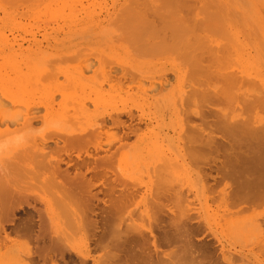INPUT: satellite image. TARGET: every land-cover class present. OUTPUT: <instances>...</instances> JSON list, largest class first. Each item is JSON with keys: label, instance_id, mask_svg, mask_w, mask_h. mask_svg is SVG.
Listing matches in <instances>:
<instances>
[{"label": "bare ground", "instance_id": "1", "mask_svg": "<svg viewBox=\"0 0 264 264\" xmlns=\"http://www.w3.org/2000/svg\"><path fill=\"white\" fill-rule=\"evenodd\" d=\"M7 1L25 7L26 0ZM75 3L77 0H34L22 17L30 15L36 20L43 16L57 24H67L70 19L76 23L80 13ZM43 4L41 14L29 13ZM16 9L7 11L10 21L16 20L12 19ZM193 12L192 0H173L159 9L146 10L137 4L131 16L122 15L121 21L114 22L111 17L109 27L103 28H109L111 38L119 33L127 48L117 61L112 57L118 55L101 52L98 38L90 46L97 52L93 58L82 57V50L71 44L57 47L52 55L46 53L41 59L0 64V144L4 145L0 163V264H39L35 249L43 253L48 264H238L243 260L242 254L238 258L228 254L231 250H226L225 241L218 236L220 260V255H214L217 249L210 238L205 244L199 242L202 246L195 244L193 236L204 227L211 229V220L200 218L198 225H191V204L185 188L176 190L168 180L165 187V180L156 179L155 189L148 188L141 194L148 224L140 223L141 229L135 224L137 219L129 213V207L140 185L134 190L130 185L144 180L135 176L131 184L126 172L133 175L138 168L151 165H156V173L183 168L186 177L194 180L198 196L218 199L219 206L225 208L226 236L237 241L252 238L264 249L263 92L250 95L242 91L254 80L253 74L230 71L229 51L215 49L210 36L197 41L195 31L201 27ZM83 13V22H95V8H85ZM259 20L263 21L261 17ZM257 21L253 17L244 23ZM135 22L138 25L128 26ZM79 27L83 26L70 29ZM55 28L66 29L62 25ZM14 44L0 41V57L7 51L32 58L28 50L15 49ZM112 45H107L108 51ZM244 45L248 49L246 42ZM99 50L107 58L100 57ZM53 57L63 63L51 66ZM87 59L95 60L98 67L93 70L94 63L86 64ZM33 62L36 67H31ZM114 63L128 64L140 72L139 80L148 79L143 93H161L166 107L175 115L176 125L184 132L178 154L176 151L168 156L162 148L156 154L160 147L152 145L161 139L160 131L152 126L154 122L145 121L146 114L139 123H146L148 131L137 126L132 110L115 108L113 103L111 106L115 93L124 87V79L131 78L128 72L114 74L109 66ZM24 67L33 68L36 74L22 79ZM91 70L93 74L88 75ZM166 71L174 74L172 81ZM87 102L94 106L93 112ZM13 106L23 109L13 111ZM82 113L92 120L76 123L75 118ZM133 135L136 140L130 141ZM97 186L100 188L96 191ZM174 203L180 210L177 219L179 215L171 216L177 213L171 206ZM13 223L16 226L10 230L8 225ZM178 241L183 248L178 247L181 256L177 258L181 259L175 260L172 252L176 256V249L162 251V247ZM151 244L155 253L149 251ZM93 251L98 256H93Z\"/></svg>", "mask_w": 264, "mask_h": 264}, {"label": "rangeland", "instance_id": "2", "mask_svg": "<svg viewBox=\"0 0 264 264\" xmlns=\"http://www.w3.org/2000/svg\"><path fill=\"white\" fill-rule=\"evenodd\" d=\"M33 1L34 0H26L24 7L21 6V3H19L18 5H11L7 0H0V41L4 40V41H10L11 43H15L14 44L16 46L15 49L20 50V48H22L25 51L28 50L29 54H32V58L27 59L26 57L22 56L19 53L11 54L5 51L4 52L5 54L2 53L3 55L0 57V64L10 65V64H15L16 62L23 63V62L33 61V58L41 59L43 56L46 55V53L52 55L57 47H60L62 45L68 46L71 44L77 46L80 50H82L81 51L83 55L82 57L93 58V56L97 54V52L94 53L93 50L90 48V46L93 44V42L95 43V41L98 38L101 40L100 46H103V50L101 52L110 53L113 56L118 55L117 58L112 57L114 60L117 61L120 58V56L122 57L124 56V53L127 51V48L123 44V40L120 39L119 33L116 32L111 38L108 36L109 28H103V27L106 26L109 27V23L112 21L114 22L121 21L126 17H130L132 14L131 12L134 11V8L137 6V4H139L143 9L150 10V9H157V8L159 9V8L168 7L173 0H82L81 3L79 2L80 0H77V3H75L76 5L75 7L77 8V12L80 13L78 16L79 18H77L76 23L69 19L67 24H64V22H62V24H57L51 20H47L43 16L40 19L37 18L36 20L29 18L30 15L22 17L23 15L22 13L24 11L30 10V6H31L30 3H32ZM192 1L194 6L193 15L195 17L196 24L201 27V29L195 31L197 41L204 39L205 36H210L213 41V47L215 49L228 50L230 57L232 58L229 63V66L231 68L230 71L237 72L239 75L242 74L244 75V72L242 71H246L249 73L251 72L253 74V77L251 78H253L254 80L249 83H246L242 87V91L244 92L246 91L250 95H257L258 93L263 92L261 95L264 96V0H192ZM44 4L42 6L38 5L39 8H37L35 11H30L29 13L37 11L41 14L42 12L39 10L42 9ZM60 6L61 5L54 7H60ZM15 8H19L15 10V14L13 15V17L15 18H12L16 20L10 21L11 17H8L9 15L7 14V11L13 10ZM85 8H90V10L91 8H95L96 10L95 22L82 21L81 18L84 16L83 12ZM127 11H130V13L128 14ZM122 15H124V18L122 17ZM111 17H113L112 21L110 20ZM253 17L258 19L257 23L256 22H254V24L248 23V25L244 23L246 19H251V18L253 19ZM260 17L263 19V21L259 20ZM74 24L76 25L73 26L74 28H72V25ZM93 24L98 25V28L94 29L92 27ZM59 25L65 26L66 29H64V31L61 30L56 31L57 28L55 27H58ZM136 25H138V23L135 22L133 24H129L128 26H136ZM78 26H83V27L89 26V28L86 30L85 28L83 29V27H79L78 30H71V29H75V27ZM64 41L66 43H64ZM105 42L107 43V45L113 43L110 51H108L109 49ZM245 42L247 43L248 49H246L244 45ZM133 48L130 47L129 48L130 51H133L132 50ZM101 52L99 50L100 57L107 58V54ZM16 55L18 58H16ZM52 61L53 63L51 66H58L59 64L63 63L61 60H59V58L56 57H53ZM85 62L86 64L93 62L94 63L93 70H95L98 67V63L93 59H87L85 60ZM43 64L44 66H46L47 62L43 61ZM36 65L37 64L33 62L31 67L33 66L36 67ZM109 66L113 67L114 74L122 75L123 72H128L131 76V78L127 77L128 78L127 80L124 79L125 82L124 87L122 91L119 92L120 94L117 92L115 93L116 99L112 98V101H110L111 106L115 104L114 105L115 108L118 107L120 109L124 108L127 110H132L133 113L136 115L135 118H133L134 120H136L135 123L137 122V126H141L142 129L144 128L143 130H147V124L143 123L144 120H142L141 122L143 123L142 125L139 122L142 114H146V116L144 115L143 117L145 121L154 122V125L152 126L155 127L158 126L156 130L157 132L160 131L158 139L160 138L161 139L159 140V142H157V144L152 145L154 148H156L157 145H158L157 148L160 147L159 149H156V154L159 155V153L164 149L166 150V151L164 150L165 154H168V156L173 155L176 151H177L176 154H178V151L181 149V146L184 141V138L182 137L184 132L180 131L179 126L176 125L175 115L171 114V110L166 107L167 103H165V101H163V99L161 98L160 96L161 93L160 92L158 93L156 91H154L153 93L150 92L149 94L143 93L146 91L144 89L145 86H147L150 82L148 81V79H144L146 77H143L142 79L139 80V78H141V76L138 75L140 74V72L135 71L128 64L114 63ZM2 71L4 73L6 70L3 68ZM10 72L13 71L10 70ZM35 74L36 71L33 68L27 69L26 67H24L21 77L22 79H25ZM87 74L92 75L93 71L92 70L88 71ZM165 74H168V78L171 81L173 80L174 78L173 73L166 71ZM60 79L62 81L63 77H61ZM100 80H102L101 77ZM128 85L130 86L128 87ZM106 87L109 88L108 86ZM87 106L90 109V111L92 112L94 111V106L90 102H87ZM12 109L13 111L20 110L23 109V106H16V107L13 106ZM44 110L45 109H43L42 111L44 112ZM261 112L262 115H264L263 109ZM78 117L79 119L75 118L74 120V121L77 120L76 123L92 120L91 118H87L88 115L85 113H82ZM124 119L130 121L128 117H124ZM162 126L165 127V129L163 130L160 129ZM148 128L150 129L151 127L148 126ZM179 134L182 135L179 136ZM135 137L137 136L133 135L130 141H135L136 140ZM167 138L170 140H168ZM178 138L180 139V142ZM177 148L180 149L178 150ZM74 153L78 154V151H75ZM154 166L156 165L140 167L138 168V170H135L136 172L133 175L129 172H126V175L128 174L131 177V180H128L129 183L131 184L133 183V181L134 182L136 181L135 179H133V177L135 176H139L140 178L143 176L141 180H144V182L139 181L141 183L143 182V184L141 183L137 184L138 182L137 183L135 182L136 183L135 185V183H133L132 184L133 187L132 185L129 184L131 186L130 188H132L133 190H134V186L136 187L137 185H140V188L136 187L139 193L135 198V202L134 203L132 202L133 204L129 207V213L132 214L134 219H137L135 221L136 222L135 224H137V226H139L140 229L143 228L142 225L144 226L145 224H148V220L145 215L146 213L145 209H147V207L145 208V205L141 203V194L143 192L145 193V190H147L148 188L150 189V191H152L153 188L155 189V185H158L157 184L158 181L156 179H158L159 181L165 180L166 182L165 183L166 185H164L165 187H167L168 185L167 183L168 180L170 181V183L174 184L173 188H175L176 190H179L181 187L185 188V190L183 189V191L185 192V195L187 194V202H190L191 204L190 216L192 217V221H195V222L191 221V225L193 224L198 225L199 223L198 221L200 220V218L201 219L208 218L209 220H211L210 221L212 226L211 229L209 227L207 228L204 227L203 232H199L198 235L193 236L194 238L193 241L195 242L196 245L202 246V244H205L207 242L206 240L209 241L211 239L212 241L211 245L212 246L215 245L214 248L217 249V253H215L214 255H216L217 258L220 255L218 258L220 260V258H222V252L220 251L222 245L216 241L215 236H218L225 241L224 244L226 246V250L227 248L229 251L231 250V252H229L228 254L234 253L236 258L240 257L241 254L243 255L244 258L243 260L245 261L239 260L237 261L238 264L241 263L248 264V262L250 264H264V249L262 250V248L258 246L256 240L253 241V239L250 238V240L247 241L245 239H240L239 241H237L238 239L236 240V239H232L231 237H227L228 234H226L227 232L226 221L222 215L223 214L222 212L224 211L225 208L224 207L221 208L219 206L218 199L217 200L214 199L212 201L211 199H208L206 197L198 196L197 195L198 188L194 185L195 184L194 180L192 181V178L190 176H189L190 180L188 177H186L188 175L187 174L185 175V171L183 168L178 170L175 169L174 171L162 170L163 172L157 171L156 173L155 172L156 169H154L155 168ZM123 170L125 171L128 169H122V171ZM160 173L162 174L156 175ZM154 181L157 183L155 184ZM180 183H182L183 186ZM191 185H194L193 186L194 188ZM190 186L192 187L191 190H189ZM100 187L97 186L96 191L99 190ZM161 187L163 188V185ZM146 200L147 199H145V201ZM41 205L43 208L45 207L43 204ZM171 206L174 207L175 212H177L176 214H173L171 216L175 217L179 215L178 217H176V219L180 218L179 208L176 207L175 203L171 204ZM261 211L264 214L263 209ZM143 215L146 218L143 217ZM260 217L263 216L260 215ZM138 221L140 222L137 223ZM150 240L153 241L152 236ZM199 242L200 243L203 242V243L200 245ZM174 244L176 245L179 244V245L176 248L175 247L176 245ZM180 246L183 248V243L181 241H178L177 243L174 242L171 245L163 246L162 251L165 250L169 251L175 248L177 253L175 252L176 254L175 256L174 252H172L174 256L173 258H175V260L176 259L180 260L181 259L180 257L179 259L177 258V256H181V252L177 251L179 250L178 247ZM150 248L149 251L155 253V248L152 244L150 245ZM92 255L98 256V252L93 251ZM182 255H184V253H182ZM258 256L260 257L258 259L259 261L254 259L255 257ZM92 262L93 261H89V264H92Z\"/></svg>", "mask_w": 264, "mask_h": 264}, {"label": "flooded vegetation", "instance_id": "3", "mask_svg": "<svg viewBox=\"0 0 264 264\" xmlns=\"http://www.w3.org/2000/svg\"><path fill=\"white\" fill-rule=\"evenodd\" d=\"M16 224H9L8 227L11 230L13 227H15ZM35 258L37 261H39V264H48V261L45 262V260L43 259V253L38 251L37 249H35Z\"/></svg>", "mask_w": 264, "mask_h": 264}, {"label": "clouds", "instance_id": "4", "mask_svg": "<svg viewBox=\"0 0 264 264\" xmlns=\"http://www.w3.org/2000/svg\"><path fill=\"white\" fill-rule=\"evenodd\" d=\"M3 148H4V145L0 144V163H2V159L4 157Z\"/></svg>", "mask_w": 264, "mask_h": 264}]
</instances>
